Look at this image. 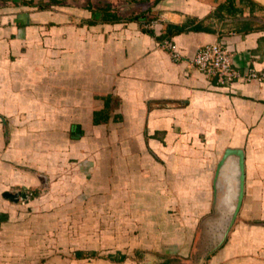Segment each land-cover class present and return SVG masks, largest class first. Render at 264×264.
<instances>
[{"label":"crops","instance_id":"obj_1","mask_svg":"<svg viewBox=\"0 0 264 264\" xmlns=\"http://www.w3.org/2000/svg\"><path fill=\"white\" fill-rule=\"evenodd\" d=\"M168 26L183 29L166 38ZM165 40L174 42L179 61L161 46ZM215 42L240 74L263 70L264 0H0V248L8 250L0 264H43L42 242L31 239L39 231L7 225L16 202L3 194L38 190L43 178L53 185L52 175L73 168L76 159L89 166L94 154L118 151L182 157L198 149L188 150L186 142L196 141L204 125L206 133L220 127L226 141L264 142V80L220 86L189 63L198 47ZM106 95L109 120L93 124ZM242 151L245 160L251 146ZM253 164L244 163L242 199L254 200L264 220V161ZM257 228L261 242L264 228ZM110 243L105 254L116 256L83 259L137 264L127 257L133 249Z\"/></svg>","mask_w":264,"mask_h":264},{"label":"rangeland","instance_id":"obj_2","mask_svg":"<svg viewBox=\"0 0 264 264\" xmlns=\"http://www.w3.org/2000/svg\"><path fill=\"white\" fill-rule=\"evenodd\" d=\"M205 126L196 141L186 142L188 150L198 149L182 157H154L151 153L131 157L118 151L121 155L114 157H107L110 153L94 154L89 166L74 160L73 168L59 169L52 175L53 185L43 178L40 189H28L26 193L22 190V194L29 195V201L15 203V219L7 225L16 230L39 231L31 239L42 242V251H38L43 264L48 256L55 255L60 264L89 263L85 258L73 260L75 251L93 259L116 256L105 254L110 242H115L113 248L119 246L126 252L133 249L126 256L137 264H264V239L260 242L252 230L256 226L264 228L258 206L248 196L242 199L220 241L232 203L226 195L228 170L222 174V169L215 187L216 167L226 149L251 146L244 163L258 165L264 161V151H259L264 142L226 141L220 127L211 131L210 126L206 133ZM233 128L235 136L242 134L238 125ZM257 128L258 125L250 127L252 131ZM108 148L110 152L115 150ZM108 161L110 167L102 165ZM196 185L198 189L193 188ZM175 191L183 196L176 203ZM193 195H198V202ZM37 198L42 200L35 201ZM154 242L158 244L150 251L146 245ZM7 251L0 248V255ZM69 256L72 259L67 263Z\"/></svg>","mask_w":264,"mask_h":264},{"label":"built area","instance_id":"obj_3","mask_svg":"<svg viewBox=\"0 0 264 264\" xmlns=\"http://www.w3.org/2000/svg\"><path fill=\"white\" fill-rule=\"evenodd\" d=\"M171 59L177 62L181 59L174 42L165 40L161 43ZM190 65L205 76L216 79V84L220 86L233 84L235 82H250L252 80H264V69L256 71L249 68L240 74L231 64L230 54L220 43L205 44L196 50L194 56L189 60ZM26 196V194H25ZM29 195L26 196L28 198Z\"/></svg>","mask_w":264,"mask_h":264},{"label":"water","instance_id":"obj_4","mask_svg":"<svg viewBox=\"0 0 264 264\" xmlns=\"http://www.w3.org/2000/svg\"><path fill=\"white\" fill-rule=\"evenodd\" d=\"M228 166V167H227ZM227 167V169L225 168ZM224 172V174L227 170V174L225 177V183L227 188V200L232 201V203L229 205V217H228V224L227 228L223 234V237L220 241L223 240L224 235L234 221L237 212L239 210V207L242 202L243 193H244V155L243 151L240 149H226L223 153L222 158L217 164L216 172H215V187L217 185V179L218 176L221 174V172ZM4 198H7L11 201L17 202L19 198H26L24 194L20 193H4ZM217 206V204H216Z\"/></svg>","mask_w":264,"mask_h":264},{"label":"trees","instance_id":"obj_5","mask_svg":"<svg viewBox=\"0 0 264 264\" xmlns=\"http://www.w3.org/2000/svg\"><path fill=\"white\" fill-rule=\"evenodd\" d=\"M182 29L183 28L177 27V26L175 27L168 26L166 29L165 35L163 37L168 38L173 33L180 32ZM100 99L103 101V105H102V108L95 110L93 112V119H92L93 124L105 123L109 120L111 104H112V97L110 95H106V96H101ZM73 256H74V259H80V258H83V253L79 251H75ZM123 258L124 257L122 256L120 259H123Z\"/></svg>","mask_w":264,"mask_h":264}]
</instances>
